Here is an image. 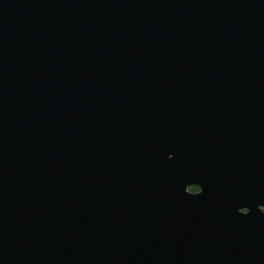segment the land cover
I'll return each mask as SVG.
<instances>
[{
    "label": "water",
    "instance_id": "1",
    "mask_svg": "<svg viewBox=\"0 0 264 264\" xmlns=\"http://www.w3.org/2000/svg\"><path fill=\"white\" fill-rule=\"evenodd\" d=\"M259 206L264 0H0V264H264Z\"/></svg>",
    "mask_w": 264,
    "mask_h": 264
},
{
    "label": "flooded vegetation",
    "instance_id": "2",
    "mask_svg": "<svg viewBox=\"0 0 264 264\" xmlns=\"http://www.w3.org/2000/svg\"><path fill=\"white\" fill-rule=\"evenodd\" d=\"M188 190H189L191 193H196V192L199 191L198 188H197L196 186H191V187L188 188Z\"/></svg>",
    "mask_w": 264,
    "mask_h": 264
},
{
    "label": "snow or ice",
    "instance_id": "3",
    "mask_svg": "<svg viewBox=\"0 0 264 264\" xmlns=\"http://www.w3.org/2000/svg\"><path fill=\"white\" fill-rule=\"evenodd\" d=\"M202 191H203V189H202ZM202 192H200V193H197V194H194V195H192V196H197V195H200ZM247 214H249V211H246L245 213H244V215H247Z\"/></svg>",
    "mask_w": 264,
    "mask_h": 264
}]
</instances>
